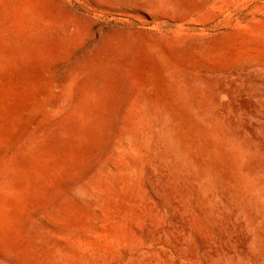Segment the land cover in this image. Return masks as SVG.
<instances>
[{
  "label": "rangeland",
  "instance_id": "1",
  "mask_svg": "<svg viewBox=\"0 0 264 264\" xmlns=\"http://www.w3.org/2000/svg\"><path fill=\"white\" fill-rule=\"evenodd\" d=\"M0 264H264V0H0Z\"/></svg>",
  "mask_w": 264,
  "mask_h": 264
}]
</instances>
